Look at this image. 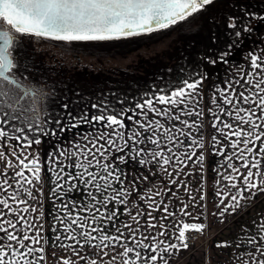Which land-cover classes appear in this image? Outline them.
Returning a JSON list of instances; mask_svg holds the SVG:
<instances>
[{"label":"snow or ice","instance_id":"1","mask_svg":"<svg viewBox=\"0 0 264 264\" xmlns=\"http://www.w3.org/2000/svg\"><path fill=\"white\" fill-rule=\"evenodd\" d=\"M211 4L213 0H0V101L13 89L19 92L20 103L47 95L35 85L27 86L23 81L28 77L16 71L20 65L13 53L22 45L21 36L63 42L120 40L166 29ZM242 12L240 18L230 17L227 25L235 30L233 43L242 32L252 31V19L264 21V15ZM232 46L219 54V62L228 63ZM247 59L251 71H240L225 88H216L208 109L218 134L212 138L213 148L224 158L216 169L219 217L264 192V49L259 54L250 52ZM205 79L206 75H198L184 80L181 87L161 91L119 112L92 104L98 114H69L67 122L55 121V130L47 127L50 116L29 123L0 103V264L46 262L47 237L39 223L43 212L33 203L38 199L34 189L43 183L42 169L40 157L29 150L41 144V136H58L82 124L95 128L81 134L85 143L72 142L71 149L55 147L46 161L53 173V196L66 186L74 191L77 181L90 189L81 209L73 211L74 203H61L62 214L54 217L62 225H53L57 235L51 255L56 264H168L171 250L187 248L186 232H202L205 225L185 222L183 217L192 215L190 205L183 203L177 212L172 198L179 199L183 188L195 200L181 177L190 175L183 169L195 150L204 147L201 136L192 133L199 134L203 127ZM237 160L242 163L237 165ZM203 161L201 152L196 160L201 169ZM130 162L144 171L129 177L120 165ZM158 172L166 173V184L153 185L146 192L139 188ZM39 192L42 195V188ZM37 211L40 215L33 216ZM122 216L128 220L120 223ZM235 246L241 249L233 254L239 264H264V220ZM217 247L232 245L221 242Z\"/></svg>","mask_w":264,"mask_h":264},{"label":"trees","instance_id":"2","mask_svg":"<svg viewBox=\"0 0 264 264\" xmlns=\"http://www.w3.org/2000/svg\"><path fill=\"white\" fill-rule=\"evenodd\" d=\"M242 9L264 15V0H213V4L205 10L166 29L120 40L69 43L70 49L83 45L89 49L100 46L106 50L108 46L115 45L124 52L145 42L169 37L174 54L168 57L164 66H157L154 76L149 79H105L97 77L96 74L80 76L71 73L68 68L60 70L54 68L53 63L39 60L22 44L13 53L18 57L20 65L16 71L28 77L23 81L27 86L35 85L41 88L47 94L46 98L38 95L35 99L29 97L20 103L19 92L13 89L12 95L0 103L7 107L6 110L16 111L29 123L36 119H39L36 120L39 123L50 116L51 123L47 125L50 130L57 129V119L67 122L69 114L73 117L82 112H87L89 116L98 114L97 110L91 107L92 104L107 105L109 110L116 112L134 108L136 103L143 102L150 96L161 91L168 93L181 87L184 80L196 79L198 75H203L205 67L212 64L210 61L218 60L220 53L229 51L230 44L233 45L232 54L247 32H242L240 40L233 43L232 33L235 30L227 25L230 17H242ZM256 21L257 19L251 20V27ZM64 105H67L66 109Z\"/></svg>","mask_w":264,"mask_h":264},{"label":"crops","instance_id":"3","mask_svg":"<svg viewBox=\"0 0 264 264\" xmlns=\"http://www.w3.org/2000/svg\"><path fill=\"white\" fill-rule=\"evenodd\" d=\"M252 31L247 33L243 38L239 47L227 57L228 63H222L217 60V63L210 64L205 67L204 74L207 79L203 82L202 94L203 101L201 107L204 109L203 127L200 133H196L193 130V136L200 135L203 139V149L195 150V155L192 161L189 162L188 167L184 168V173L190 175L182 176L190 190L191 196L195 197L192 200L188 193L183 188L179 191V199L172 198L173 209L178 212L183 203L190 205L188 211L191 212V216L183 217V220L188 223L203 224V234L210 236L207 244L202 246H191L187 248L181 247L179 251L175 249L171 250V255L167 257L168 264H239V260L233 255L241 251L236 248L238 239L242 236H247L251 232H254L256 226L264 220V192H258L255 197L248 199L246 206L237 208L232 214H226L224 217L216 215L219 209L216 207L219 204L220 197L216 195L217 185L216 181L220 178L216 169L223 162V157L215 154L213 148L212 138L214 135H218L216 129L212 126L213 117L209 115L208 109L212 107L210 99L216 88H225L227 81L233 79L240 71H251L249 67V61L247 55L250 52L260 53L264 49V21L257 20L252 25ZM247 107V105H245ZM135 108V107H134ZM194 120L195 117L187 118ZM227 119V117H224ZM127 124L128 121H125ZM95 131V128L91 125L82 124V128L75 130L77 133L74 138L76 141L81 138V134L85 132ZM73 137V136H72ZM42 142L39 145H33L29 150L32 155H38L41 163V176L43 183L37 185L34 189V193L37 195V201L33 203L39 210L43 212V220L39 223L43 224L42 235L47 237V243L44 245L47 259L41 261L40 264H56L51 253L53 249V243L55 240L56 232L53 231V225L56 224L57 228H62V225L58 221L54 220L56 215L62 214L60 209L61 203L75 204L73 211H77L83 207L84 203H87V192L90 190L83 183L77 181V188L74 191H69L66 186L56 196L52 195V188L54 183L52 182L53 173L49 171V166L46 163L49 154L55 147L63 146L64 148L71 149L72 144L69 145L67 139L71 138L64 132H58V136H41ZM183 139V137L181 138ZM222 143H227L223 137H219ZM75 141V142H76ZM77 143H85V141H77ZM204 156L203 168L196 162L197 158L201 155ZM237 165L241 164V161H235ZM122 169L129 175L135 176L139 172H143L138 165L130 162L127 165H120ZM66 171H74V169L67 168ZM156 171V169H154ZM246 173L247 169H242ZM146 174V173H145ZM168 182L166 173L158 172V175L152 176L150 181H147L139 185L141 190L146 192L147 188H152L153 185L162 187L163 184ZM226 183V182H225ZM42 188V195L39 189ZM94 191V189H92ZM175 190V188H174ZM67 193V194H65ZM205 198L200 200L201 196ZM248 196V193H245ZM228 201L225 200V204ZM223 207V205H221ZM33 216H39L40 211L32 214ZM81 215H88L87 212H81ZM199 217V219H196ZM128 220V217H120V223ZM112 229L109 227V232ZM179 243L178 241H173ZM221 242H229L232 247H217V244ZM40 245H36L39 247ZM58 254L66 255L62 250H56ZM39 255V253H37ZM107 259V257H105Z\"/></svg>","mask_w":264,"mask_h":264},{"label":"rangeland","instance_id":"4","mask_svg":"<svg viewBox=\"0 0 264 264\" xmlns=\"http://www.w3.org/2000/svg\"><path fill=\"white\" fill-rule=\"evenodd\" d=\"M20 39L30 53L43 62L53 63L54 68L60 70L68 68V71L80 76L96 74L97 77L105 79L118 77L125 80L135 78L141 80L142 77L149 79L154 76L156 67L164 66L168 57L174 54L173 47L169 44V37L145 42L124 52L115 45L108 46L106 50L100 46L89 49L83 45L70 49L71 42L61 44L51 39L30 35L21 36ZM81 128L82 125L78 129L64 131V134L71 137L67 139L69 145L76 141L75 130ZM77 141L83 140L80 138Z\"/></svg>","mask_w":264,"mask_h":264},{"label":"built area","instance_id":"5","mask_svg":"<svg viewBox=\"0 0 264 264\" xmlns=\"http://www.w3.org/2000/svg\"><path fill=\"white\" fill-rule=\"evenodd\" d=\"M210 236H206L203 232H198L195 230H189L186 232V243L191 246H202L207 244Z\"/></svg>","mask_w":264,"mask_h":264}]
</instances>
